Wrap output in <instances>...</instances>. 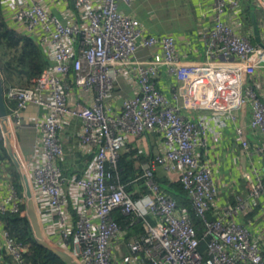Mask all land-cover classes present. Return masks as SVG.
I'll list each match as a JSON object with an SVG mask.
<instances>
[{"label":"built area","instance_id":"1","mask_svg":"<svg viewBox=\"0 0 264 264\" xmlns=\"http://www.w3.org/2000/svg\"><path fill=\"white\" fill-rule=\"evenodd\" d=\"M0 1L10 27L31 36L49 62L28 86L4 91L14 103L11 132L22 125L25 106L44 110L33 123V164L21 162L46 239L79 264H264L263 22L257 23L261 46L238 32L239 0H206L197 28L203 46L195 50L201 57L187 58L173 34L149 33L119 9L118 2L134 0ZM73 120L77 149L90 159L80 174L64 175L57 164L64 155L60 132ZM224 128L248 160L238 164L246 192L234 191L218 206L211 154ZM146 133L158 138L157 151L142 166L147 192L133 198L108 181L106 168L130 138ZM157 166L181 183L202 219L204 250L187 209L154 180ZM7 176L0 168V212L25 214L24 196ZM117 216L144 229L126 241L120 257L124 229ZM1 249L12 258L8 264H27L26 246L4 229Z\"/></svg>","mask_w":264,"mask_h":264},{"label":"trees","instance_id":"2","mask_svg":"<svg viewBox=\"0 0 264 264\" xmlns=\"http://www.w3.org/2000/svg\"><path fill=\"white\" fill-rule=\"evenodd\" d=\"M239 3L241 8L240 15L246 26L250 27L251 25L252 12H254L258 24L261 22L264 23L263 7L257 6L253 3V0H239ZM249 36L252 40V35ZM48 63L43 50L31 36L25 33H18L10 27L7 15L0 1V75L4 91L11 86H28L30 79L39 75ZM4 102L7 112H9V108L14 103L6 99H4ZM145 135H148V139H150L151 134L146 133ZM151 152L150 150L146 154L140 151L138 147L132 144L128 145L125 150H122L118 154L114 166L107 164L106 169L110 174L108 181L122 184L128 193H132L133 198L137 197L140 193H146L147 186L142 176V166L143 163L151 160L153 156ZM84 157V161L81 157L76 161V165H79L82 169L90 159L89 155H85ZM0 164V168L7 172V178L14 183L17 191L22 194L19 174L8 156L1 137ZM70 170L71 168L65 172L66 175L73 174ZM154 180L163 189L164 193L172 196L179 205L187 209L199 239L198 248L201 251L204 250L208 238L202 236L204 230L203 221L193 210L190 200L184 194L181 183L177 180L171 182L168 179L166 180L162 172L157 169L154 172ZM21 209H24V204L21 205ZM72 212L74 213L73 210ZM207 217L211 218L212 213L207 212ZM0 222L2 228L10 237L26 246V251L22 253V258L25 263L67 264L53 252L47 250L35 241L29 221L24 213L21 214L20 212H12L9 210L0 212ZM117 222L125 230V239L130 238L133 234H141L144 231L140 221L129 226L125 217L117 216ZM0 253L8 262H12L10 254L5 249H1Z\"/></svg>","mask_w":264,"mask_h":264},{"label":"crops","instance_id":"3","mask_svg":"<svg viewBox=\"0 0 264 264\" xmlns=\"http://www.w3.org/2000/svg\"><path fill=\"white\" fill-rule=\"evenodd\" d=\"M135 1V2H134ZM130 6L125 5L122 2H118L119 9L124 13H129L135 16L141 23V25L146 29L147 32L152 34H167L171 33L176 37L178 48L183 53H186L187 58H200L195 53V50L200 51L203 46V42L197 36V28H198V17L201 15L203 4L206 0H190V19L186 29L183 30H158L157 28H152L142 19V15L140 14V8H138V1L143 0H134ZM263 7V1L257 0ZM241 14V8H240ZM240 28L238 32L240 34H248L252 35V24L246 26L244 24V20H242V16L239 17ZM190 25V26H189ZM253 37V35H252ZM186 38V40H185ZM129 93V90L126 89ZM169 95V91L166 92ZM43 108L35 105H27L21 110V120L22 125L13 126L12 127V135H13V144L14 147L16 145V151L21 159L24 160L25 164L31 166L33 164V153H34V144L37 140L38 133L36 129L33 127L34 121L43 114ZM79 124L77 121L73 120L69 123H66L64 128L60 132V137L63 142L64 155L57 161L58 166L62 170V173L66 175V171L71 168L72 173H81L83 170L77 164V160L82 158L84 161V156L77 149V132H78ZM251 133V134H250ZM248 137L250 142L257 140V133L250 131L248 133ZM157 137L154 135H150V139H148V135L139 136L135 138H130L128 140L127 146L132 144L139 148L140 151L148 154L151 150V153H155L157 151ZM235 149V151H231ZM213 154H211V160L214 164L215 168V177L220 185L219 193H218V206L224 203L225 200L232 199V193L240 192L241 194H245L246 187L243 181L241 171L238 169V164H242L244 166L248 160L243 159V150L239 148L236 140L232 137L229 129H222V139L216 144V146L212 149ZM80 155V156H79ZM90 158V156H89ZM210 158V157H208ZM256 161V156L253 155L252 158ZM89 161V160H88ZM1 165V164H0ZM82 169V170H81ZM162 170V169H161ZM163 177L170 182L172 181L171 176H167L165 171H161ZM2 193V186L0 184V199ZM243 221L244 218H241ZM2 224L0 222V236L2 232ZM125 230L122 234V239H120L117 243L116 250L118 251L116 256L120 257L121 255L127 252L126 249V241L125 239ZM4 262L8 264L7 260L4 258ZM4 263V264H5Z\"/></svg>","mask_w":264,"mask_h":264},{"label":"water","instance_id":"4","mask_svg":"<svg viewBox=\"0 0 264 264\" xmlns=\"http://www.w3.org/2000/svg\"><path fill=\"white\" fill-rule=\"evenodd\" d=\"M255 4L257 5V3ZM251 24H252V30H253V39L255 43L262 46L263 44L260 39L259 28L257 25L254 12L251 13ZM0 128H1L2 135H3L4 147L6 148L8 156L10 157V160L12 164L14 165L20 177L22 194L24 196V212H25V216L27 217L29 221L30 228L33 233L35 241L41 246L45 247L47 250L53 252L57 257H59L65 263L79 264L77 260L74 258V256L71 255V253H69L66 250H63L62 248L58 247L54 243L50 242L43 235L41 223L38 218V213H37V209H36L33 194H32L29 177L23 168L20 156L18 155L16 150L12 149L9 143L8 112L6 110V106L4 102V86H3L1 75H0Z\"/></svg>","mask_w":264,"mask_h":264},{"label":"rangeland","instance_id":"5","mask_svg":"<svg viewBox=\"0 0 264 264\" xmlns=\"http://www.w3.org/2000/svg\"><path fill=\"white\" fill-rule=\"evenodd\" d=\"M189 1L190 0H143L138 1V8H140V14H143L142 19L144 22L152 28L165 31L183 30L186 29L190 19ZM253 3H257V6L263 7L256 0H253ZM253 42L254 40L252 39V43ZM157 170L160 172L162 171L160 166H157ZM148 218L151 219L150 216H148Z\"/></svg>","mask_w":264,"mask_h":264},{"label":"bare ground","instance_id":"6","mask_svg":"<svg viewBox=\"0 0 264 264\" xmlns=\"http://www.w3.org/2000/svg\"><path fill=\"white\" fill-rule=\"evenodd\" d=\"M263 1V5H264V0H261ZM10 127H8V138H9V143H10V146L12 147L13 150H16L15 147H14V144H13V138H12V132L10 131ZM24 166V165H23ZM25 169V167H24ZM26 172V171H25ZM63 249V248H62ZM65 250V249H63ZM72 255V254H71ZM73 256V255H72Z\"/></svg>","mask_w":264,"mask_h":264}]
</instances>
